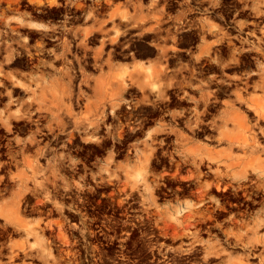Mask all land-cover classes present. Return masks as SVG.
I'll return each instance as SVG.
<instances>
[{
	"label": "rangeland",
	"instance_id": "374dc122",
	"mask_svg": "<svg viewBox=\"0 0 264 264\" xmlns=\"http://www.w3.org/2000/svg\"><path fill=\"white\" fill-rule=\"evenodd\" d=\"M43 1L0 0V69L5 73L0 78L2 80L1 88L8 89L27 85L29 77L26 75V70L40 68L52 72L67 68L73 72V76L68 79L69 89L74 100L72 103L70 101L72 98H69L72 103L70 106L73 105V111L80 110L83 105L84 110L89 111L88 107L92 101H95L91 79L84 84V91L78 96L79 98H76L78 94L72 91L81 74L79 65H76L74 59L73 61L71 59L76 51L78 55L81 53L83 55L84 74H92V72L99 74L106 72L108 68L111 70L120 68V62L128 61L130 58L134 60L146 54L162 52L160 45L156 43L159 36L178 30L184 37L190 35L189 31L185 29L187 23L185 25L179 23V28H162V26L170 25L172 23L170 20L153 26L151 30L144 28V24L141 22L133 23L135 25L126 28V32L121 31L124 29V23L113 25L111 22H107L101 27H96L95 32L85 35L82 49L79 45L76 49L77 36H74L75 29H72L71 25L77 18L71 19L73 23L56 21V18H60L57 16L60 13V4L64 6L62 12L70 15L75 14L76 10L81 11L82 9L101 11L104 9L101 7L103 3L111 5L112 2L120 0H47L49 6H52L53 20L46 23H43V17H32L34 10H43L44 7L41 5ZM133 1H135L133 5H142L147 2V0ZM153 1L157 2V0ZM168 1H171L172 6L176 4L175 0ZM201 2V6L206 4L212 10L220 8L225 10L227 12V17L224 16L225 20L232 16L234 18L245 16L246 19L257 22L249 26L253 28L250 30L242 25L239 26L238 32L230 27L221 28L222 34H219L220 29H217L215 25L197 23L196 37L200 36L202 42L206 41V37L216 35L227 38H223L227 41L223 40V43L218 45L197 44L195 61L196 65H199L204 59L213 57V62L216 64L211 67V70L217 69L222 74L221 76L212 75L209 77L210 82L200 83V88L202 86L206 89L202 100L215 99L214 89L219 88L226 81L227 106L233 105L238 110L230 113V116L236 117L232 122L236 126V129L233 130L236 131L235 135L240 140L252 141L250 133H254L255 142L262 145L264 144V133L260 132L259 127L264 130V122L257 119L248 107L251 106V98L253 101L259 99L257 102L264 110V94H262V90H264V81H262L264 79V0H201ZM170 8L171 6L168 7V9ZM37 15H43V13H37ZM66 19L69 20L67 17ZM34 20H38L40 23L36 24L33 22ZM90 22L91 17H88L85 24ZM175 23L177 22L175 21ZM108 25L113 26L107 28ZM242 31H249V33L245 34ZM236 33H240L244 38L235 36ZM112 36L115 37L114 42L109 43ZM48 37L53 38L51 41L53 49H46L47 45L44 42ZM235 37L239 41H236ZM65 39L72 40L70 47L73 51L71 53L69 51V55L61 57L57 54V50ZM100 41H104L105 44L100 45ZM147 41H150L152 45H149ZM176 47L178 46H165V52H175ZM98 52L100 54L96 57ZM108 58L109 63L106 61ZM239 69L244 71L240 77L235 74V71ZM223 72H226L227 75H223ZM108 74L109 72L102 75L98 85L101 90L108 89L110 86L112 98L110 103L96 102L100 116L103 119L121 118L122 116L127 117V112H130L133 127L136 126L134 122L140 117H144L146 123L149 124L151 122L149 118L152 117L159 105L158 100L153 99L156 97V93L142 91L138 85L139 82L128 77L125 81L129 86L127 91L117 94L115 92L116 78L112 75L109 77ZM111 74L113 73L111 72ZM196 78L194 80H197ZM200 88L194 87L190 93L194 95ZM21 90L25 91L26 89L22 87ZM184 90L187 91L186 87ZM178 94L183 95L184 98L189 93L179 92ZM190 99L198 101L194 97ZM248 99L249 103L245 101ZM254 103L257 105L256 102ZM225 106L224 104L222 111L205 107L181 108L175 115L178 123L175 124V129L172 131L177 134L182 133L185 139L180 148L179 141L174 143L175 155L173 158L183 161L192 170L197 167L196 164L200 159L198 156H193L191 150L200 151L201 156L204 157L208 154L209 148L216 150L224 148L225 143L218 141L217 137H209V140H196L194 137L195 134L202 132L199 129L203 127H208L206 132L213 134L217 132L215 119H219L220 112H225ZM34 115H44V113L41 111L36 114L30 113L27 116L29 118ZM59 127L57 126V135L51 143L53 152L50 163L51 170L47 174H39L36 180L40 183L46 181V187L42 190L32 189V195L26 196L25 199L34 200L31 212L35 214L40 213L39 209L47 206L51 208L49 213L53 214L68 212L80 216L85 214L91 216L90 212L92 211L90 210H85V213L81 215L79 198L86 196V191L91 192L92 185H95L96 182L91 181L92 177L89 176L85 177L84 181L77 177L79 170L76 167L80 165V159L74 155L72 148H76V145L81 143L80 136L83 141L97 139L89 135L86 136L85 131H80V126L70 125L66 136L68 141L64 145L66 141L60 140ZM122 130L123 126L120 124L115 134L121 136ZM61 143L62 146H60ZM160 145L161 142L154 140L142 141L141 144H132L130 153L128 152L124 157L109 155L100 158V183L114 180L119 189L115 196V209H109L107 201L101 203L98 220L72 218L43 221L36 219L33 223L32 233L27 235L26 231L0 218V264H157L155 261L159 254H172V252H176V249H188L194 240L199 241L194 245L200 250L199 255L202 254L206 244L213 236L223 243L225 239L223 230L231 224L230 219L241 216L236 214L231 215L232 217L227 220L217 219L215 221L209 217V214H212L210 210L213 207H222L226 204L225 200L235 201L236 199L228 195L220 199L213 197L211 199L209 192L205 191L204 187H199L193 196H188L189 198L183 195L174 196L171 201L161 202L162 199L157 198V187L162 176L156 172L159 159L157 154L167 147L165 145L157 147ZM66 150L67 154L64 153ZM166 153L164 152V154ZM221 153L222 151L217 152V155ZM236 160L233 157L227 161ZM202 162L199 166L204 169L203 164L206 161L203 159ZM225 162L226 160L221 161V163ZM211 166L216 168L214 164ZM217 169L226 170L223 164H220ZM221 184L225 185L226 183L222 182ZM234 185L236 184L234 183ZM66 195L70 197L66 198ZM88 195L90 196V194ZM125 195L130 198H124ZM91 198L92 196L88 200L91 201ZM126 200L133 201L130 206L132 211L128 210L127 204L124 202ZM259 207V202L249 208L244 207L246 214L244 217L254 214ZM20 208L22 212H26L28 206L22 204ZM196 208H203V213H196ZM97 224L99 226H96ZM9 249L14 252H7ZM262 253L264 254V252ZM198 261L200 264H206ZM175 264L191 263L181 261Z\"/></svg>",
	"mask_w": 264,
	"mask_h": 264
},
{
	"label": "flooded vegetation",
	"instance_id": "af4514ba",
	"mask_svg": "<svg viewBox=\"0 0 264 264\" xmlns=\"http://www.w3.org/2000/svg\"><path fill=\"white\" fill-rule=\"evenodd\" d=\"M184 1L185 0H175L176 4H173L174 6H172L171 1L167 0L166 1V4L168 3L167 8L171 6L170 10L177 11L183 7V5L185 4ZM187 1H189V4L191 6V11L189 12L190 17L193 18L195 17L197 13L201 14L204 12H207L209 14L211 13L216 14L217 16L221 18L220 27L223 29L230 27V28H234L235 32H238L239 26L242 25V27H245L250 30L253 28L249 26L253 25L252 23H257L256 20H248L245 18V16L239 17V18H234L232 16L225 20L224 16L227 17V12L223 10L222 8L216 11H212L209 6H205L206 4L204 6H201L200 3L204 1L202 2L201 0H187ZM197 4L199 5L197 6ZM60 6H61L60 13L59 15H57L60 18H56V21L72 22L71 20L72 18L74 17L79 18L82 16V12L80 10H76L75 14L67 15L66 13L62 12L63 11L62 8H64V6L62 4H60ZM37 13L38 14L43 13V15H37ZM32 17L33 18L43 17L42 19L45 20L46 22L52 21L53 20L52 6H44L43 10H39V9L34 10V12L32 13ZM66 17L69 20L67 19L65 20ZM242 32L245 34L249 33V31H242ZM189 36L190 37H186L185 39H183V41L181 42L182 46L177 48L179 53H177L176 55H173V57L175 58L183 59V62H185V59L187 60L190 57L191 53L195 52V49H196L195 47L197 45V41L199 40V37H195L194 31H192ZM235 36L244 38V36H242L240 33H236ZM237 37H235V40L239 41ZM224 39H227V38H224ZM52 40H53L52 37H48L45 39L44 44L47 45L46 49L52 48V45H53L51 43ZM226 41L227 40H224V42ZM99 54L100 53L98 52L96 57H98ZM213 60H214L213 57L212 59L210 58L204 59L203 62L197 65L198 67L197 69H188V70L183 69L182 71L179 72L180 76L182 77L192 76L191 79L193 80L195 79V76L199 77L196 79L199 81V83H203V84L206 82H210L209 77H211L212 75H216V76L222 75L221 71L217 69H215V71L211 70V67L215 66L216 64V62L214 64ZM106 61L109 63V59H106ZM106 72L107 73L110 72V69L108 68ZM106 72L103 74H106ZM243 73H244L243 69H239L235 71V74L239 77L242 76ZM223 75H227V73L223 72ZM186 80L183 79L182 81L183 84L181 86H176L173 90H170L169 93H167L163 99H160L157 101L159 105L157 106V109L155 110V112L152 114V117L149 118V120L151 121L149 124L146 123L147 121L144 120V117H140L138 118V120L134 122L136 126L133 127L132 126L133 121L130 118V112H127L128 114L127 117L122 116L121 118L115 117L111 119L108 117V118L103 119L100 116L94 120L96 121L94 124L82 123L81 119L78 120L79 121L78 123H74L72 118H68L67 123L52 124L51 130H47L46 132H41L39 141H41L42 144L46 145V155L42 157V159L44 160L48 159V157L50 156L52 157L53 155L51 143H52V140L55 139L54 138L55 135H57V130H56L57 126H60L59 127V133L61 135L60 140L66 141L64 145H66L68 141L66 136H67L68 129H69L68 126L70 125L80 126V128L79 127L78 128L81 129L80 131L82 132L85 131L84 133H86V136L89 135L97 139V140L93 139L92 141H83L80 136L79 139L81 140V143H78L76 145V148H72L73 149L72 151H74V155H76L80 159V162H79L80 165L76 167L77 170H79L77 171V177H79L80 180L84 181V178L89 176L90 178L92 177L91 181L96 182L95 185H92L91 192L86 191L87 195L80 196L79 198V203L81 202V205H80L81 215L85 213V210L92 211L90 212L92 213V215L90 214L91 216H89L88 214H85L84 216H80L78 214H71L68 212H64L61 214H56V213L53 214V213H49V210L51 208L47 206L42 207L41 209H39L41 212L38 214L37 213L35 214L31 212L32 205H34V200L29 201L28 198L24 200V205L26 204L28 206V208L26 209V213L32 217L42 218L43 221L62 220V219L68 220L72 218H75L78 220L83 219V218H88L90 220H94V219L98 220L99 205L101 203L107 201L108 208L111 210L115 209L114 208L115 199H116L115 196L117 194V190L119 189L116 187L114 180L107 181L106 183H103V184L100 183V178H101L99 175L100 158L101 157L104 158L109 155L124 157L125 155H127L128 152L130 153L132 144L134 143L141 144L142 141L154 140L157 142H161V145L157 147H161L164 145L165 147H167L165 148V150H161V152L157 154V156H159V159L156 165V172L162 175L161 181L159 182V186L157 187L158 189L157 198L162 199L161 202L171 201V199H173L174 196L183 195L184 197L189 198L188 196H193L194 195L193 193L196 192L197 191L196 189L199 187H204L205 191L209 192V197L211 199L212 197L220 199L227 195L236 199L235 201L225 200L224 201V203H226L225 205H223L222 207H213V209L210 210L212 214H209V217L215 221L217 219H220L221 221L227 220L236 214H239L241 217L230 219L231 224L227 225L228 228L226 227L223 231V235L225 239L222 245L221 243H219L218 239L215 238V236H213V238L207 243V244L209 243L211 244L209 246H207L206 244L205 246L206 249L204 251L211 250V249L214 250L215 248H216L215 250H218L219 248L221 250L223 249L231 250L232 248H233L232 251L238 250L239 248L234 246L232 242L234 241L235 237L241 236L242 234L243 236L247 237V236H251L255 234L257 236V233L258 235L261 233H264V228L259 226L260 220L263 218V215H264V209H263L264 208V205H263L264 204V197H263L264 196V187H263L264 186V174H262L264 173V144L260 145L255 142L254 133H250L252 135L251 136L252 141L240 140L237 136L234 137V134L236 131L234 132L233 130L236 129V126L233 125L231 121L230 122L228 121V118H229L228 115L230 113L237 112L238 111L237 107H234L233 105H229L227 109L224 110L225 119H222L223 122H220L219 124L215 125L218 135L215 132L214 134L210 132H206L208 127L207 128L203 127L199 129L202 132L195 134L194 138L196 140H209V137H214V138L217 137L218 141H223L225 143V147L222 149H219L220 151H222L220 155H214L213 151L209 149L208 154L203 157L201 156L202 153L200 151L191 150L190 151L192 152L191 154H193V156H198V158L200 159L199 163L196 164L197 167H195V169H192V170L189 167H187V165L183 163V161L179 160L180 161L179 162L176 158H173L175 155L174 146H173L174 143L176 141L178 143L179 141L180 142L179 148H180L185 139L182 133L177 134L176 132L172 131L175 129V124L178 123L176 121L177 118H175V115H177L178 111L181 108H192L195 106L194 101L190 99L191 97L198 99V97L196 96L197 93H195L194 95L190 93L192 92L191 89L194 88V86L185 85ZM262 81H264V79H262ZM226 85H227V82L225 81L219 88L214 89L215 99H210L209 101H207L205 108H210V109L215 108L217 111V110H221L224 107L225 101L227 100V86ZM184 87H186L187 91L184 90ZM96 88L97 89L95 90L97 91L94 92V94H96L94 95V99L96 98L94 101V104H96L97 101L104 102V103L105 102L110 103L109 101L112 98V94H111V91L108 89H111V88L107 89L109 92L106 89L101 90V87L98 84ZM179 92H188L189 94L187 95V97L183 98V95L178 94ZM262 94H264V90H262ZM245 101L249 103L250 100L248 99ZM83 106L80 108V110L84 109ZM126 107L129 108V106H126ZM249 107L251 108L249 109ZM249 107L248 109L249 110L252 109L251 111L256 116L255 112L253 111V107H256V104L254 103L252 98H251V106ZM32 114H35V113L33 112ZM119 115L121 116V114ZM102 120H105V122H102ZM36 122L37 121L34 116H31V118L29 117L21 124L20 126L21 132H24V133L32 132L35 128L38 127ZM156 122L161 123L163 125L164 131L158 132L156 134H148L147 133L148 129ZM120 124L123 126L122 135L117 136L115 132H116V129L119 128ZM17 128H19V126H17ZM225 131L227 132V134ZM62 145L63 144L61 143L60 146ZM238 150H241L240 153L236 152ZM164 152H167V153L164 154ZM172 152L173 154H171ZM253 152H256L257 154L255 156H252ZM64 153L67 154L68 151L66 150ZM233 157L236 158L237 160L227 161ZM203 159L206 161V163L203 164V167L205 168L201 169L199 165L203 163L202 162ZM223 160H226V162L221 163V161ZM8 163L12 164L10 162ZM213 164L216 165V168L211 166ZM220 164H223L226 170L217 169ZM259 173L261 174V176ZM45 182L46 181L41 182L42 183L41 185L43 187L42 189L46 187ZM222 182L226 184L222 185L221 184ZM234 183L236 185H234ZM226 189H229V191H226ZM31 191L27 192V196L32 195ZM221 192L227 193V194L222 195ZM217 193L220 195H218ZM88 194L92 196L91 201L88 200V198L90 197ZM32 197L34 198V196ZM65 197L69 198L70 196L66 195ZM124 198L129 199L130 197H126L125 195ZM124 202L127 204L128 210L132 211L130 206L133 203V201L126 200ZM258 202L261 208L259 207V209L254 214L248 215L246 218L243 217L246 215L244 211L245 210L244 207L249 208L251 205L258 203ZM196 211H197L196 213H203V208H196ZM241 211H244V213H241ZM258 215H260L261 217ZM238 221L240 223L241 221L242 223L244 222L243 223L244 225L243 224L240 225ZM235 222L238 223L239 226L237 224H234ZM232 224H234L235 226L237 225V226L235 227ZM96 226H99V225L97 224ZM206 226L208 227L210 225H206ZM232 226L235 228V229L233 228L234 230L232 229ZM230 230H233V231H230ZM232 232H233V235L235 234L234 236L232 235ZM238 232H239V235L237 234ZM244 232H248L249 234L244 233ZM225 234L227 235L229 234L228 235L229 237H227V235ZM229 238L233 240L231 241ZM213 239H215V241ZM194 241L191 242L190 248L181 249V252H180V249L176 250V251H179L180 254L183 251V254L186 257L183 254H181L180 256L178 252H172V254L174 253L173 255L167 254V253H161L159 254V257H158L159 261L156 260L157 264L158 262H162V261L163 262L159 264H172V262L173 264H175L181 261H187V262L191 261L190 262L191 264H196V263L199 264L200 262L198 260L200 259H201L200 261L206 264H209L213 257L214 258L212 259V261L214 260L218 262L220 257L224 255V254L219 253L220 255L216 257L215 259V256L211 254L210 255L211 258L208 257L206 260H204L202 258V256L204 255V251L202 252L201 255H199L200 250L194 247V245H196V243H198L199 241L198 240H197L198 242H194ZM212 243L216 244V247L214 246V244L212 245ZM217 245H218V248H217ZM211 246L212 248H210ZM190 249L193 252L190 251ZM177 255L180 256L182 259L178 257ZM168 258L171 261H166L168 260ZM173 258L174 260H172ZM212 261L211 263L214 264L215 262L214 261L212 262Z\"/></svg>",
	"mask_w": 264,
	"mask_h": 264
},
{
	"label": "crops",
	"instance_id": "0c3cea01",
	"mask_svg": "<svg viewBox=\"0 0 264 264\" xmlns=\"http://www.w3.org/2000/svg\"><path fill=\"white\" fill-rule=\"evenodd\" d=\"M133 2L135 1L120 0L118 2H112L111 5L103 3L101 7H104V9L101 11H86L82 9V16L77 18L71 25L73 27L72 29H75L74 36H77L76 38L79 42L75 43L76 49L78 45L82 49L85 35L95 32L96 27H101L102 24L107 22H111L113 25L124 23V29L120 30L126 32V28H131L135 25L133 23L141 22L144 24V28H150L149 30H151L153 26L159 23L163 24L165 21L170 20L172 23L166 27L162 26V28H179V23L183 25L187 23L188 25L185 26V29L189 31V34L194 31L195 37L196 25L202 22L209 26L215 25L217 29H220L219 34H222L220 27L221 18L219 16L204 12L199 15L196 14L192 18L189 16L191 6L187 0L184 1L185 4L183 7L177 11L168 9L166 0H157L156 3L153 0H147L142 5H133ZM41 5L43 7L49 6V2L44 0ZM88 17H91V22L85 24V20ZM33 22L36 24L40 23L38 20H34ZM43 23H46V21L43 20ZM113 25H108L107 28H111ZM166 34L159 36L156 41L160 45L162 52L146 54L134 60L130 58L128 61L120 62V68L110 69L108 76L111 77L112 75L116 78L115 83L117 82V84L115 85V92L117 94H122L127 91L129 86L125 81L128 77L135 82H139L140 84L138 83V85L142 91L156 93V97L153 98L154 100L163 99L170 90H173L176 86H181L183 79H187L185 85L200 88L199 81L194 80L198 82L196 83L191 79L192 76L182 77L179 73L183 69H197L195 61L196 52L191 53L190 57L187 60L185 59V62H183V59L173 57V55L179 53L177 48L182 46L181 42L186 37L181 35L179 30ZM223 38L225 37L216 35L214 37H206V41L202 42L199 36L197 44L218 45L221 44ZM114 39L115 37L112 36L109 43H113ZM71 41L65 39L60 44L61 46L57 50L59 56L65 57L69 55V51L70 53L73 51L70 47L72 45ZM99 43L100 45L105 44L104 41H100ZM147 43L152 45L150 41H147ZM170 45H177L178 47H176L175 52L166 53L165 46ZM82 58V53L78 55L77 51L71 58L72 61L74 59L76 65H79V72L81 73L79 80L76 81V86L72 90L78 94L76 98H79L78 96L83 93L84 84L88 83L89 79L92 80L91 88L94 93L103 75V73L93 74V72L92 74H84ZM49 62L51 63L50 58ZM25 72L29 80L28 84L24 86L19 85L4 89L1 88L2 80L0 79V218L26 231L27 235H29L32 233L34 220L43 219L32 217L26 212H22L20 206L24 204L28 191L32 189L42 190V183L36 181L38 175L49 173L51 170V156L46 160L42 159L46 155V145L39 141L41 132L51 130L52 124L67 123L68 118H72L74 123H78V120L81 119L82 123L94 124L96 122L94 120L100 117V112L93 101L88 107L89 111L84 109L80 111L72 110L73 105H70L74 103V100L69 89L68 79L73 76V72L67 68L52 72L35 68L26 70ZM4 75V70L0 69V78ZM22 87L26 90L22 91ZM205 91L206 89L202 88V86L197 91L196 96L198 97V101H194V103L199 104L194 107H205L208 101L202 100ZM69 98H72L70 100L72 103H70ZM225 105V109H227V101H225ZM41 111L44 115H34L38 127L32 132H21L20 126L28 119L27 115L33 112L36 114ZM224 117V112H220L219 119L217 118L218 121L215 119V124L217 125L223 122L222 119ZM162 131H164L163 125L156 122L148 129L147 133L156 134ZM215 133L218 135L217 132ZM209 149L214 150L213 154L215 155H217V152H220V150L214 148ZM236 152L240 153L239 151ZM252 154V156H255L257 153L253 152ZM7 252L11 253L14 251L9 249Z\"/></svg>",
	"mask_w": 264,
	"mask_h": 264
},
{
	"label": "bare ground",
	"instance_id": "6f19581e",
	"mask_svg": "<svg viewBox=\"0 0 264 264\" xmlns=\"http://www.w3.org/2000/svg\"><path fill=\"white\" fill-rule=\"evenodd\" d=\"M109 59V58H108ZM107 73V72H106ZM107 76V75H106ZM108 80H109V78H108ZM102 85V84H101ZM106 86V85H105ZM108 88H110V86H108ZM97 89V88H96ZM103 90H104V88H103ZM107 90V89H106ZM108 90H110L111 91V89H108ZM107 90V91H108ZM95 91H97V90H95ZM109 92V91H108ZM99 94V93H98ZM94 95H96V94H94ZM107 95H108V93H107ZM104 96V95H103ZM98 97V96H97ZM108 97V96H107ZM96 99V98H95ZM106 99V98H105ZM254 99V98H253ZM107 100V99H106ZM251 100V99H250ZM257 101L259 100V99H256ZM257 101H255V99H254V102H256L257 103V105H256V107H253V111L255 112V114H256V117H257V119H259V120H261L262 122H264V110H262L261 108V106H260V104L257 102ZM263 103V102H262ZM253 104V103H252ZM251 107H249V109H250ZM252 110V109H251ZM227 115V114H226ZM228 121L230 122H234L235 121V119H236V117H233V116H230V114L228 115ZM225 119V118H224ZM224 121H226V120H224ZM226 123V122H225ZM228 124V123H227ZM225 125V124H224ZM255 125V123L253 124V126ZM260 128V132L261 133H264V130L263 129H261V127H259ZM228 131V130H227ZM226 132V131H225ZM224 132V133H225ZM226 134H227V132H226ZM233 134V133H232ZM229 136V135H228ZM236 135L234 134V137H235ZM232 137V136H231ZM231 137H229V138H231ZM246 143V142H245ZM245 149V148H244ZM250 149V148H249ZM260 174V173H259ZM262 174H264V173H262ZM260 176H261V174H260ZM260 181V180H259ZM262 184V183H261ZM263 186V185H262ZM264 187V186H263ZM262 188V187H261ZM262 192H263V190H262ZM264 197V196H263ZM264 205V204H263ZM261 208V207H260ZM264 209V208H263ZM263 211V210H262ZM261 213V212H260ZM263 215V214H262ZM258 216H260V215H258ZM244 217V216H243ZM242 217V218H243ZM253 217H255V216H253ZM261 217V216H260ZM246 218V217H245ZM257 218V217H256ZM254 219V218H253ZM242 220V219H241ZM244 220H246V219H244ZM243 221V220H242ZM242 221H241V223L239 222V224L241 225V224H243L242 223ZM237 222V221H236ZM234 223V224H237L238 225V223ZM247 222V221H246ZM259 222V221H258ZM248 223H249V221H248ZM255 223V222H254ZM253 223V224H254ZM234 224H232V225H234ZM247 224V223H246ZM236 225V226H237ZM244 225V224H243ZM242 225V226H243ZM235 226V225H234ZM235 226V227H236ZM239 226V225H238ZM259 226L260 227H263L264 228V215H263V218L260 220V223H259ZM257 227V226H256ZM228 228V227H227ZM234 227L232 226V229H233ZM248 228V227H247ZM235 229V228H234ZM233 229V230H234ZM241 229V228H240ZM243 229V228H242ZM233 230H230V231H233ZM256 230V229H255ZM254 230V231H255ZM224 231V230H223ZM226 231H227V229H226ZM238 231V230H237ZM245 231H246V229H245ZM248 231V230H247ZM263 231V230H262ZM261 231V232H262ZM249 232V231H248ZM248 232H244V233H248ZM260 232V233H261ZM228 233H229V231H228ZM230 234H231V232H230ZM238 235H239V232L237 233ZM236 234V235H237ZM242 234V233H241ZM249 234V233H248ZM225 235H227V234H225ZM229 235V234H228ZM227 235V237H229ZM232 235H233V232H232ZM235 235V234H234ZM233 235V236H234ZM226 237V238H227ZM200 238V237H199ZM232 238V237H231ZM234 238V237H233ZM228 239V238H227ZM230 239V238H229ZM214 241H215V239H213ZM231 240V239H230ZM229 240V241H230ZM233 240V239H232ZM231 240V241H232ZM217 241V240H216ZM230 241V242H231ZM194 242H198L197 240H195ZM230 242H228V243H230ZM233 242V244H234V246H236V247H238L239 249L238 250H234V251H232L233 250V248L231 249V250H226V249H223V250H221L220 248V250L222 251H220L219 249L218 250H215L216 248V244H214V243H212V245L214 244V250L213 249H211V250H206V251H204V255L202 256V258L204 259V260H206L208 257H210V255L212 254L213 256H215V259H216V257H218L220 254L219 253H221V254H224V255H222V257H220V259H219V261L217 262V261H214L215 263L214 264H264V254L262 253V252H264V233H261V234H259L258 235V233H257V236H256V234L255 235H251V236H247V237H245V236H243V234L241 235V236H237V237H235V239H234V241H232ZM220 243V242H219ZM194 244V243H193ZM197 244V243H196ZM211 243H209V244H207V246H209ZM221 245H222V243H221ZM200 246V245H199ZM220 247V246H219ZM210 248H212V246L210 247ZM217 248H218V245H217ZM228 248V247H227ZM197 249V248H196ZM206 249V248H205ZM204 249V250H205ZM230 249V248H229ZM177 250V249H176ZM195 250V249H194ZM185 251V250H184ZM190 251H192L191 249H190ZM189 251V252H190ZM176 252H178L179 253V251H176ZM180 252H181V249H180ZM187 252V251H186ZM193 252V251H192ZM195 252H197V251H195ZM194 252V253H195ZM200 252V251H199ZM155 253V252H154ZM174 254V253H173ZM172 254V255H173ZM177 254V253H176ZM181 254H183V251H182V253ZM181 254L179 253V255L181 256ZM200 254V253H199ZM150 255V254H149ZM155 255V254H154ZM158 255V254H157ZM184 255V254H183ZM182 255V256H183ZM191 255V254H190ZM178 256V255H177ZM180 256H178V257H180ZM185 256V255H184ZM183 256V257H184ZM167 257V256H166ZM186 257V256H185ZM189 257V256H188ZM195 257H197V256H195ZM181 258V257H180ZM193 258V257H192ZM191 258V259H192ZM211 258V257H210ZM214 258V257H213ZM212 258V259H213ZM163 259V258H162ZM164 259H165V257H164ZM176 259V258H175ZM182 259V258H181ZM180 259V260H181ZM185 259V258H184ZM187 259V258H186ZM196 259V258H195ZM212 259H211V261H212ZM157 261H159L158 260V258L156 259ZM172 260H174V258L172 259ZM201 260V259H200ZM166 261H171V260H169V258H168V260H166ZM197 261V260H196ZM211 261H210V263H211ZM212 261V262H213ZM156 262V261H155ZM163 262V261H162ZM162 262H158V264L159 263H162ZM164 262H165V260H164ZM191 262V261H190ZM202 262V261H201ZM217 262V263H216ZM209 263V262H208ZM209 263V264H210ZM172 264H173V262H172ZM196 264H198V263H196ZM200 264V263H199ZM212 264V263H211Z\"/></svg>",
	"mask_w": 264,
	"mask_h": 264
}]
</instances>
